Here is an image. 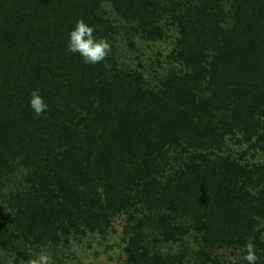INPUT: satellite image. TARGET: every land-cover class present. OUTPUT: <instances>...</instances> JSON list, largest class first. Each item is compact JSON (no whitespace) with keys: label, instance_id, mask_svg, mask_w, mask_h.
<instances>
[{"label":"trees","instance_id":"obj_1","mask_svg":"<svg viewBox=\"0 0 264 264\" xmlns=\"http://www.w3.org/2000/svg\"><path fill=\"white\" fill-rule=\"evenodd\" d=\"M133 1L113 0L128 21L145 25L165 9L145 0L134 12ZM97 4L0 0V175L16 161L32 168V185L8 201L13 216L9 227L0 224V242L35 232L39 242L54 225L64 234L100 230L107 210L142 202L148 213L128 227V264H183V256H149L151 222L166 241L194 232L199 263L212 262L221 245L243 249L253 238L264 264V230L255 231L264 221V166L221 155L235 132L264 152V0L183 1L190 15L179 18L178 56L194 73H172L157 90L67 51L77 21L97 38L111 31ZM37 89L48 110L35 118L29 101ZM173 149L184 156L178 170L169 164Z\"/></svg>","mask_w":264,"mask_h":264},{"label":"rangeland","instance_id":"obj_2","mask_svg":"<svg viewBox=\"0 0 264 264\" xmlns=\"http://www.w3.org/2000/svg\"><path fill=\"white\" fill-rule=\"evenodd\" d=\"M143 1L145 2V0L132 2L134 12L143 5ZM183 1L185 0H180V2L166 0L164 4L160 0V5H164L166 10L162 11L159 5L158 9L161 12L145 19L144 25V22L128 21L123 18L116 10L113 0H95L98 3L95 9L96 14L111 27V31L106 34L105 38L111 45V51L102 61L106 68L109 70L114 66L119 71L137 74L143 80V85L155 90L172 73L192 75L194 72L178 56L180 51L179 18L182 16L184 21H187L190 15V12L182 5ZM228 11L229 6L227 5L224 12ZM226 21H228L226 28H230L233 20ZM151 24L152 27H150ZM154 28L160 29L161 37L153 34ZM205 82H202L203 87ZM46 147L57 149L54 142H49ZM179 154L180 150L174 149L169 153V164L173 170H178L181 162L184 161V156ZM221 155L231 157L242 166H264V152L259 149L257 141L253 139L248 143L243 142V136L238 132H235L234 136H225ZM10 167L11 169L8 168L0 175V224L7 225V227L10 226L9 220L13 216L8 204L9 199L32 185L31 181L30 185L27 184L32 168L22 166L17 161L12 162ZM169 174L171 173L166 171L164 176H169ZM38 185L39 182L36 186ZM100 200L102 206L107 205L102 195ZM106 213L107 225L100 230L98 228L95 230L68 229L64 234L59 227L54 225L50 227L56 232L50 235L45 234L39 242L35 238L39 236L38 232H35V236H32L33 233L28 234L27 239L19 236L18 240H8L6 244L0 242V264H30L31 261L38 260L41 255L49 257L48 264H128L127 249L131 238L128 227L141 220L148 211L142 202H138L126 211L118 210L117 205L114 210H107ZM260 224L255 231L264 230V221ZM153 225H155L154 222L148 223L145 231L146 234H150V237L153 235L149 256L158 255L162 260L168 256H183V264H203L199 263L197 257L194 256V252L199 250V245L193 238L194 232L166 241L157 227L153 228ZM261 240L264 243V231L261 232ZM252 241L253 238H250L247 243L252 244ZM212 251V262L205 264H243V256L246 255L244 254L245 248L239 249L232 244L221 245Z\"/></svg>","mask_w":264,"mask_h":264},{"label":"clouds","instance_id":"obj_3","mask_svg":"<svg viewBox=\"0 0 264 264\" xmlns=\"http://www.w3.org/2000/svg\"><path fill=\"white\" fill-rule=\"evenodd\" d=\"M96 29L86 24L83 20L77 21L75 28L68 35L67 51L73 54L78 53L85 63L97 64L105 60L111 51L110 43L103 38L94 36ZM29 106L37 117L46 113L48 104L40 91L33 90L31 92ZM246 255L243 260L247 264H258L259 257L254 251V245L248 243L245 246ZM49 257L41 255L38 260L31 261L30 264H48Z\"/></svg>","mask_w":264,"mask_h":264}]
</instances>
